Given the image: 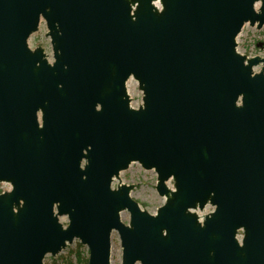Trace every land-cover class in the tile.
Segmentation results:
<instances>
[{
    "label": "water",
    "instance_id": "95a60500",
    "mask_svg": "<svg viewBox=\"0 0 264 264\" xmlns=\"http://www.w3.org/2000/svg\"><path fill=\"white\" fill-rule=\"evenodd\" d=\"M159 3L0 0V264L76 239L112 264L113 231L122 264H264V53L237 49L264 0ZM42 20L53 61L28 44ZM132 163L155 214L113 186Z\"/></svg>",
    "mask_w": 264,
    "mask_h": 264
},
{
    "label": "rangeland",
    "instance_id": "374dc122",
    "mask_svg": "<svg viewBox=\"0 0 264 264\" xmlns=\"http://www.w3.org/2000/svg\"><path fill=\"white\" fill-rule=\"evenodd\" d=\"M47 26L44 20H42L39 30L33 33L28 44L31 49L37 47L44 48L50 61H53V53L50 37L47 36ZM238 51H245L248 57L253 56L256 53H264V27L258 29L246 24L241 33L237 37ZM132 87L135 94L134 105L143 104V92L139 88L138 82L133 79ZM130 185H134V189L131 196L143 204L154 214L157 209L164 204L166 198L161 197L157 190V174L154 170H145L139 163H132L130 167L120 173L119 179H115L113 186L118 185L120 182H128ZM170 189H174L173 180L168 181ZM122 214L124 218H122ZM121 220L125 224L130 222V213L125 210L121 213ZM60 222L64 225L68 224L67 216H60ZM88 248L81 244L79 240L74 242L62 252L56 256L48 254L44 259V264H79V255L82 259H88ZM123 248L121 245V239L117 231L112 233V264H122ZM137 264H141L138 262Z\"/></svg>",
    "mask_w": 264,
    "mask_h": 264
},
{
    "label": "trees",
    "instance_id": "16d2710c",
    "mask_svg": "<svg viewBox=\"0 0 264 264\" xmlns=\"http://www.w3.org/2000/svg\"><path fill=\"white\" fill-rule=\"evenodd\" d=\"M79 264H88V259H82L81 256L79 255Z\"/></svg>",
    "mask_w": 264,
    "mask_h": 264
},
{
    "label": "clouds",
    "instance_id": "9594fccd",
    "mask_svg": "<svg viewBox=\"0 0 264 264\" xmlns=\"http://www.w3.org/2000/svg\"><path fill=\"white\" fill-rule=\"evenodd\" d=\"M156 6L157 8H160L161 11L163 10L162 5H160L159 3V0H156Z\"/></svg>",
    "mask_w": 264,
    "mask_h": 264
},
{
    "label": "bare ground",
    "instance_id": "6f19581e",
    "mask_svg": "<svg viewBox=\"0 0 264 264\" xmlns=\"http://www.w3.org/2000/svg\"><path fill=\"white\" fill-rule=\"evenodd\" d=\"M122 218H124V215L122 214Z\"/></svg>",
    "mask_w": 264,
    "mask_h": 264
},
{
    "label": "flooded vegetation",
    "instance_id": "af4514ba",
    "mask_svg": "<svg viewBox=\"0 0 264 264\" xmlns=\"http://www.w3.org/2000/svg\"><path fill=\"white\" fill-rule=\"evenodd\" d=\"M6 183H8V182H6ZM10 184V183H9ZM11 185V184H10ZM11 190V189H10ZM6 192V191H5ZM3 193V192H2Z\"/></svg>",
    "mask_w": 264,
    "mask_h": 264
}]
</instances>
